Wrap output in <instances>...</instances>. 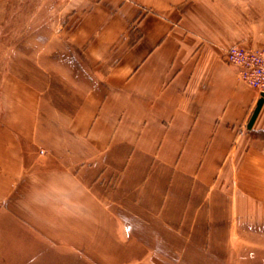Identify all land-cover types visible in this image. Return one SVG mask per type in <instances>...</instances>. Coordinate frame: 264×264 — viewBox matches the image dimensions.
<instances>
[{
    "label": "crops",
    "instance_id": "crops-1",
    "mask_svg": "<svg viewBox=\"0 0 264 264\" xmlns=\"http://www.w3.org/2000/svg\"><path fill=\"white\" fill-rule=\"evenodd\" d=\"M236 45L264 47V0H0V264L264 254Z\"/></svg>",
    "mask_w": 264,
    "mask_h": 264
},
{
    "label": "built area",
    "instance_id": "built-area-1",
    "mask_svg": "<svg viewBox=\"0 0 264 264\" xmlns=\"http://www.w3.org/2000/svg\"><path fill=\"white\" fill-rule=\"evenodd\" d=\"M71 3L74 0H63ZM227 63L237 70L239 78L264 95V48L232 47L226 54Z\"/></svg>",
    "mask_w": 264,
    "mask_h": 264
},
{
    "label": "rangeland",
    "instance_id": "rangeland-1",
    "mask_svg": "<svg viewBox=\"0 0 264 264\" xmlns=\"http://www.w3.org/2000/svg\"><path fill=\"white\" fill-rule=\"evenodd\" d=\"M236 46L243 47L240 45H236ZM236 46H233V47H236ZM243 48H246V47H243ZM255 48H258V47H255ZM262 48H264V47H262ZM247 49H253V48L249 47ZM254 90H256V89H254ZM260 95H261V93H260ZM262 96H264V95H262ZM0 216H4L3 210H0ZM256 242L258 245L262 244V241L260 238L256 239ZM241 243L243 244V246L240 248L241 250H239V255L237 257H233L232 259L225 258V257H221V258H219V257H206V258H199V259L196 257H193V258L191 257L188 260L187 257H173V258H170L171 260L168 259L169 262L167 264H194L193 261H196L195 264H197V263H200V264H264V254H262L261 250L254 249V250L247 251L245 249V242H241ZM255 250H259V251H255ZM199 260H201L202 262H200ZM230 260H231V262H230Z\"/></svg>",
    "mask_w": 264,
    "mask_h": 264
}]
</instances>
